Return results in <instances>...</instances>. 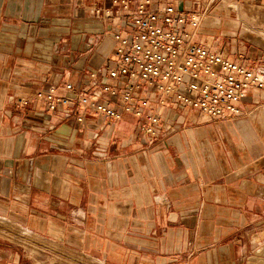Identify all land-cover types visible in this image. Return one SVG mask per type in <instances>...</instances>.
<instances>
[{"label":"crops","instance_id":"crops-1","mask_svg":"<svg viewBox=\"0 0 264 264\" xmlns=\"http://www.w3.org/2000/svg\"><path fill=\"white\" fill-rule=\"evenodd\" d=\"M111 1L0 0V264H47L32 235L39 257L54 248L51 264L64 250L101 264H264V88L225 120L161 95L114 124L38 98L71 97L65 86L80 90L97 70L105 81L134 11L108 14ZM168 5L202 17L199 43L264 67V0L148 8ZM151 114L154 137L141 130Z\"/></svg>","mask_w":264,"mask_h":264},{"label":"built area","instance_id":"built-area-1","mask_svg":"<svg viewBox=\"0 0 264 264\" xmlns=\"http://www.w3.org/2000/svg\"><path fill=\"white\" fill-rule=\"evenodd\" d=\"M151 0H112L116 6L134 11L129 18V30L114 34L113 68L104 74H90L89 84L74 90L65 86L71 97L57 95L54 89L45 98L49 111L64 113L77 104L82 111H91L105 121L119 122L125 113L143 118L150 98L161 95L186 109L198 111L218 120L238 117L241 104L251 89L264 88V67L249 68L230 60L222 53L196 39L202 17L185 14L173 5L157 12L149 10ZM190 26L193 32H187ZM118 81V86L112 82ZM107 96V101H101ZM165 103V102H164ZM141 130L154 137L161 120L147 115ZM78 122L83 123L79 114Z\"/></svg>","mask_w":264,"mask_h":264},{"label":"rangeland","instance_id":"rangeland-1","mask_svg":"<svg viewBox=\"0 0 264 264\" xmlns=\"http://www.w3.org/2000/svg\"><path fill=\"white\" fill-rule=\"evenodd\" d=\"M38 238L37 236H34L32 235V238H31V244H32V257H38L39 260H45L46 259V263L47 264H51L54 262V248L50 245H48L50 248L47 249L46 251V254L45 257H39L38 256V251H36L34 248V246H38L39 244L37 243V239ZM51 244V243H50ZM53 245V244H51ZM81 255L77 254L76 252H70L68 250H64L63 252V263L62 264H101L99 261L97 260H94L96 263H93V260L89 259L87 261H84L82 260V256L80 257Z\"/></svg>","mask_w":264,"mask_h":264}]
</instances>
